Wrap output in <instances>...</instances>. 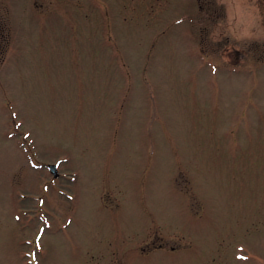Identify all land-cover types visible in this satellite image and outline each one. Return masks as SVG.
I'll use <instances>...</instances> for the list:
<instances>
[{
	"label": "rangeland",
	"instance_id": "1",
	"mask_svg": "<svg viewBox=\"0 0 264 264\" xmlns=\"http://www.w3.org/2000/svg\"><path fill=\"white\" fill-rule=\"evenodd\" d=\"M3 1L0 264H264V0Z\"/></svg>",
	"mask_w": 264,
	"mask_h": 264
},
{
	"label": "flooded vegetation",
	"instance_id": "2",
	"mask_svg": "<svg viewBox=\"0 0 264 264\" xmlns=\"http://www.w3.org/2000/svg\"><path fill=\"white\" fill-rule=\"evenodd\" d=\"M62 0H33V6L36 8H50L62 10L60 5ZM192 5L190 12L183 15V19L190 24V30L186 33L192 41L197 45L196 56L203 59H209V56L214 54L215 44H220L222 36L225 38L229 35V10L224 1L221 0H189ZM151 6V3L149 4ZM7 5L0 0V61L5 60V56L9 44V28L7 21ZM260 9V6H259ZM258 9V10H259ZM190 13V15H188ZM261 14V11H260ZM226 21V22H225ZM223 25L226 30L220 32L217 25ZM192 25V26H191ZM226 56L233 55L244 56L239 49L227 48ZM57 179V178H55ZM198 264H207L200 262Z\"/></svg>",
	"mask_w": 264,
	"mask_h": 264
},
{
	"label": "water",
	"instance_id": "3",
	"mask_svg": "<svg viewBox=\"0 0 264 264\" xmlns=\"http://www.w3.org/2000/svg\"><path fill=\"white\" fill-rule=\"evenodd\" d=\"M49 171L53 175V177H55V178L58 177V173H57V170H56L55 166H49Z\"/></svg>",
	"mask_w": 264,
	"mask_h": 264
},
{
	"label": "trees",
	"instance_id": "4",
	"mask_svg": "<svg viewBox=\"0 0 264 264\" xmlns=\"http://www.w3.org/2000/svg\"><path fill=\"white\" fill-rule=\"evenodd\" d=\"M3 61H4V60H1V61H0V64H2V63H3Z\"/></svg>",
	"mask_w": 264,
	"mask_h": 264
}]
</instances>
